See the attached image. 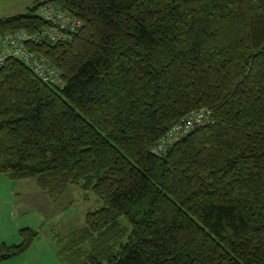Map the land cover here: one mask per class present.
I'll return each instance as SVG.
<instances>
[{
  "label": "trees",
  "instance_id": "trees-1",
  "mask_svg": "<svg viewBox=\"0 0 264 264\" xmlns=\"http://www.w3.org/2000/svg\"><path fill=\"white\" fill-rule=\"evenodd\" d=\"M45 3L82 26L29 46L62 85L14 57L0 68V173L101 200L55 235L61 263L264 264V0ZM46 24L30 7L0 17V34ZM200 108L208 123L151 152ZM18 234L0 261L37 230Z\"/></svg>",
  "mask_w": 264,
  "mask_h": 264
},
{
  "label": "crops",
  "instance_id": "crops-1",
  "mask_svg": "<svg viewBox=\"0 0 264 264\" xmlns=\"http://www.w3.org/2000/svg\"><path fill=\"white\" fill-rule=\"evenodd\" d=\"M57 199L33 178L0 176V244L18 243L20 228L37 230L36 238L26 251L0 261V264H62L57 256L55 235L78 227L64 226L66 223L60 216H53L54 201ZM60 223L62 231L56 227Z\"/></svg>",
  "mask_w": 264,
  "mask_h": 264
},
{
  "label": "built area",
  "instance_id": "built-area-1",
  "mask_svg": "<svg viewBox=\"0 0 264 264\" xmlns=\"http://www.w3.org/2000/svg\"><path fill=\"white\" fill-rule=\"evenodd\" d=\"M37 15L45 19L47 24L33 31L19 28L0 34V68L8 58L14 57L21 60L43 82L60 86L63 82L59 68L45 55L29 46L43 42L63 41L69 32L77 31L82 26V22L65 9L50 3L41 5L37 9ZM210 119L208 109L200 108L190 111L168 129L166 134L152 146L151 152L162 155L174 142L194 127L208 123Z\"/></svg>",
  "mask_w": 264,
  "mask_h": 264
},
{
  "label": "rangeland",
  "instance_id": "rangeland-1",
  "mask_svg": "<svg viewBox=\"0 0 264 264\" xmlns=\"http://www.w3.org/2000/svg\"><path fill=\"white\" fill-rule=\"evenodd\" d=\"M35 1L36 0H0V17L26 13ZM0 176L8 177L2 173H0ZM54 203L55 212L53 216H60V219L66 223L63 224L64 226L72 225V227H79L83 224L86 210L96 209L102 204L101 200L97 198L91 190H83L81 187L75 185L68 187ZM56 227L60 230V227L63 226L60 223L56 225Z\"/></svg>",
  "mask_w": 264,
  "mask_h": 264
},
{
  "label": "water",
  "instance_id": "water-1",
  "mask_svg": "<svg viewBox=\"0 0 264 264\" xmlns=\"http://www.w3.org/2000/svg\"><path fill=\"white\" fill-rule=\"evenodd\" d=\"M45 3V0H37L32 6L31 9L37 10L39 6Z\"/></svg>",
  "mask_w": 264,
  "mask_h": 264
}]
</instances>
